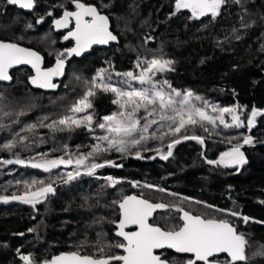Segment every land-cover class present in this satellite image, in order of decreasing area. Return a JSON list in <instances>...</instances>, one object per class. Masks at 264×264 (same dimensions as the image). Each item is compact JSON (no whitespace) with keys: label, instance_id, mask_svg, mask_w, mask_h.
Wrapping results in <instances>:
<instances>
[{"label":"trees","instance_id":"trees-1","mask_svg":"<svg viewBox=\"0 0 264 264\" xmlns=\"http://www.w3.org/2000/svg\"><path fill=\"white\" fill-rule=\"evenodd\" d=\"M86 2L96 5L109 16L110 28L118 37L117 43L94 49L80 60L69 58L65 75L57 82L59 87L55 90L30 88L26 80L27 70L12 71V81L0 83V94L9 101L37 105L22 118L24 122L62 112L83 94L82 80L90 79L97 69L108 67L109 61L115 71L126 72L133 70L137 56L150 59L161 54L175 62V70L161 77L169 80L174 88L191 90L219 107L241 106L245 120L253 107L264 110V51H261V45H264V0H245V20L255 21L248 29L240 28L242 13L232 3L225 5L215 20L211 16L192 20L187 10L170 15L174 0ZM58 4L69 8L71 0H37L31 14L17 12L0 0V40L37 51L44 66H50L56 54L66 48L49 25L50 20L62 12L60 7L53 8ZM103 4L110 7L104 8ZM50 10L53 17L45 16ZM41 16H45V20L37 25L34 20ZM28 24L33 27L27 28ZM233 29L238 30L235 35ZM236 35L240 38L236 39ZM146 36L153 37L148 44H144ZM77 76L82 80H77ZM112 99V94L103 92L94 98L98 118L116 110ZM18 127L0 131V144L11 139ZM215 131L218 134L195 129V134L205 138V144L184 141L175 146L168 160L158 157L121 159L119 154H108L109 159L123 166L119 169L105 167L98 171V175L120 180L115 187L101 188L105 184L103 179L83 176L70 184H58L55 194H50L35 209L19 202L0 205V264H17V249L31 254L38 261L46 259L50 253L76 251L78 248L81 253H96L101 234L104 243H114L117 239L113 235L114 226L108 223L117 218L112 201L134 190L153 202L171 203L176 199L154 189H133L132 182L162 187L166 192L176 193L177 197H188L190 201L212 205L214 209L239 213V217L229 216L205 208L203 204L180 201L182 207L193 214L211 213L214 218L228 219L245 240L246 264H264V115L257 116L256 126L250 133L247 128L224 130L222 126ZM40 134L46 142L29 151L17 149L22 158L38 153H48L49 158H56L64 154L65 144L70 152H76L78 148L86 152L88 145L95 143L94 136L102 133L100 130L89 133L78 129L72 133H57L55 139L49 137L47 130H40ZM241 134L253 137V143L241 149L248 161L244 166H238V169L214 167L201 158L203 153L207 159H217L221 152L231 147L227 138ZM142 155L150 157L155 153ZM9 158H12L9 152L0 151V159ZM68 170L71 169L59 168L48 174L19 165L0 167V194L10 195L18 191L17 181L47 180L49 175ZM162 212L164 210H158V213ZM242 217L250 219L245 222ZM163 225L167 223L164 221ZM30 228L35 231L29 232ZM225 259V256L220 257V264H225Z\"/></svg>","mask_w":264,"mask_h":264},{"label":"snow or ice","instance_id":"snow-or-ice-1","mask_svg":"<svg viewBox=\"0 0 264 264\" xmlns=\"http://www.w3.org/2000/svg\"><path fill=\"white\" fill-rule=\"evenodd\" d=\"M36 2L37 0H7V4L29 11L34 9ZM71 3L73 10H69L64 4L53 5V8L62 9L58 18L53 17L51 10L45 16L53 17L54 30L67 29L62 39L74 41V46L57 53L54 66L44 69L41 67L42 57L37 51L15 42L0 40V82L12 81L10 69L28 65L34 72V75H29L28 84L35 89L55 90L59 85L54 79L65 75V65L69 58L81 56L93 45H108L118 41L117 35L110 28L109 16L103 14L100 8L86 0H71ZM228 3L241 10L240 28H251L255 21L245 20V0H174V10L170 15L175 16L187 10L190 13L189 19L199 20L211 16L215 20ZM103 7L110 5L103 4ZM45 16L38 18L36 23H43ZM32 27V24L27 25L29 29ZM237 31L233 29V34ZM239 38L236 35V39ZM152 40V36H146L144 44ZM261 51H264V45H261ZM174 63L163 54L150 59L137 56L133 70L117 72L109 61L108 67L97 69L90 79L76 77L77 80H82L84 92L62 112L39 116L34 122H24L22 118L28 116L37 107L36 104L9 101L0 94V131L19 126L18 130L13 131L11 139L0 144V151H7L12 157L0 159V167L19 165L48 174L61 167L71 169L49 175L47 180L17 181L18 191L10 195L0 194V202L7 204L17 201L35 209L50 194H55L56 185L70 184L83 176L103 179L105 184L101 188H112L121 181L112 176L98 175V171L105 167L123 166L109 159L110 153L119 154L121 159L158 157L168 160L172 157L175 146L184 141H195L201 146L205 144V138L195 134L197 128L209 134H218L215 130L221 126L224 130L247 128L250 133L256 126L257 116L264 115V110L253 107L245 120L242 118L245 111L241 106L219 107L191 90L174 88L169 80L161 78L165 73L175 70ZM99 92L112 94L111 103L116 106V110L98 118L93 101ZM226 117H230V123ZM78 129H85L89 133H95L99 129L102 134L94 136L95 143L88 145V151L82 152L78 148L76 152H70L65 144L64 154L56 158H49L48 153L22 158L16 151H29L32 147L45 143L40 130H47L49 137L55 139L57 133H72ZM227 142L231 147L221 152L217 159H207L203 153L201 158L214 167L238 169V166L246 164L248 161L241 149L244 145H251L253 137L241 134L228 137ZM145 152H154L155 155L145 157L142 155ZM132 187L154 189L176 199L171 203H164L153 202L143 194L124 195L119 200L112 201L117 210V218L108 223L115 229L113 235L117 239L114 243H104L101 234V240L96 245L97 252L93 254H82L78 248L76 251L38 261L31 254H22L17 249L19 259L23 264H220L217 257L219 254H226L225 264H246L248 258L245 240L228 219L214 218L211 213L193 214L180 203L181 200L189 202L190 198L177 197L176 193L166 192L162 187L148 183L141 185L139 182H132ZM190 202L203 204L201 201ZM203 207L214 209V206L207 204H203ZM158 210L168 213L174 210L179 215L172 219H178L180 223L162 228L150 222ZM214 210L229 216H240L239 213L225 209ZM162 218L168 222L167 216ZM100 219L103 220V217ZM242 219L247 222L250 218ZM133 228L135 230H129ZM28 231L34 232L35 229L30 228ZM19 235L23 236L24 233ZM112 249L120 251L116 253ZM155 250L161 251L157 253ZM167 250L190 255L183 261L175 257L169 260L165 256Z\"/></svg>","mask_w":264,"mask_h":264},{"label":"flooded vegetation","instance_id":"flooded-vegetation-1","mask_svg":"<svg viewBox=\"0 0 264 264\" xmlns=\"http://www.w3.org/2000/svg\"><path fill=\"white\" fill-rule=\"evenodd\" d=\"M4 2H6L7 3V0H3ZM9 5V4H8ZM9 6H11L12 8H14V10L15 11H17V12H20V13H23V14H31V13H33V11H34V9H35V7H34V9L33 10H31L30 12H24L23 10H21V9H17L15 6H13V5H9ZM69 10H73V5H72V3H71V6L68 8ZM62 13V12H61ZM61 15V14H60ZM59 15V16H60ZM58 16V17H59ZM48 17V16H47ZM57 17V18H58ZM38 18H36L34 21H35V23H36V20H37ZM52 20H53V18L50 20V22H49V25L51 26V28H52V31L54 32V33H56L57 35H58V39H60V42H61V44H64L65 46H66V48H69V47H72V45H73V42L72 41H70V40H68V41H64L63 39H62V37H63V35L67 32V29H65V30H63V31H56V30H54L53 29V27H52ZM37 24V23H36ZM37 25H40V24H37ZM72 25H70V27H71ZM7 42H10V41H7ZM22 46V45H21ZM109 46V45H108ZM23 47H25V46H23ZM26 48H28V47H26ZM65 48V49H66ZM31 49V48H30ZM95 49H101V48H95ZM92 50H94V49H90V51L87 53V54H85V55H83V56H81L80 58H76V57H71V58H73V59H75V60H80V59H82L83 57H85L86 55H88ZM55 64V60L53 61V63L50 65V66H44V62H43V68H49V67H51V66H53ZM66 67H67V61H66V65H65V69H66ZM20 69V68H19ZM23 69H25V70H27L28 71V73H29V75H31V72L28 70V69H26V68H23ZM15 70H17V69H15ZM14 71V70H13ZM12 72V71H11ZM10 72V73H11ZM29 75L27 76V81H28V77H29ZM60 79H61V77H60ZM60 79H58V80H54V82L55 83H57L58 81H60ZM27 85L30 87V88H33L30 84H28L27 83ZM33 89H35V88H33ZM117 169H119V168H117ZM134 189V188H133ZM128 195H140V194H138V193H136V194H134V193H129ZM174 214H176V216L178 217V215H179V213H173V214H171V213H168L167 211H165V212H162V213H156L155 215H154V219L152 220V221H150V222H152V223H155V224H158L159 226H161L162 228L163 227H171L172 225H174V224H178V223H180V221L178 220V219H176V220H173L172 219V217L173 216H175ZM165 216H167L168 217V222H170V224L168 223L167 225H163L164 224V221H165V219H163L162 217H165ZM166 222V221H165ZM129 230H134V228L133 229H129ZM115 231V230H114ZM115 250V251H114ZM113 250V252H116V253H119V249H114ZM161 250H159V251H156L157 253H159ZM67 252H70V251H59V252H57V253H50V255L46 258V259H51V257H53V256H56V255H59V254H61V253H67ZM22 254H24V253H22ZM82 254H87V253H82ZM165 256L169 259V260H171L173 257H175L177 260H180V261H183V260H186L187 258H188V256L189 255H183V254H176V253H174V252H171V251H166L165 252ZM223 255H220V256H218L217 258L218 259H220V257H222ZM16 260H17V264H23V262L19 259V255L17 254L16 255Z\"/></svg>","mask_w":264,"mask_h":264},{"label":"water","instance_id":"water-1","mask_svg":"<svg viewBox=\"0 0 264 264\" xmlns=\"http://www.w3.org/2000/svg\"><path fill=\"white\" fill-rule=\"evenodd\" d=\"M14 6V5H13ZM17 9H21V8H19L18 6H15ZM21 10H23L24 12H30L29 10H25V9H21ZM63 30H65V29H62V30H59V31H63ZM57 31V30H56ZM58 31V32H59ZM70 41H72V40H70ZM73 42V45H72V47L74 46V41H72ZM117 42H110L108 45H115ZM108 45H93L92 46V48L91 49H95V48H105V47H107ZM21 46V45H20ZM23 47V46H22ZM90 50H88L87 52H85V53H83L81 56H83V55H85V54H87L88 52H89ZM81 56H79V57H76V58H80ZM42 57V56H41ZM54 66V65H53ZM41 67L43 68V58H42V63H41ZM52 67V66H51ZM19 68H26V69H28L30 72H31V75H34V72L32 71V69H31V67L30 66H28V65H21V66H17V67H15V68H13V69H10V72L11 71H13V70H15V69H19ZM50 68V67H49ZM44 69H47V68H44ZM58 79H60V77H58V78H55L54 80H58ZM1 84H9L10 82H0ZM245 165V164H244ZM243 165V166H244ZM118 168H120V167H118ZM57 186V185H56ZM14 202H17V201H10L9 203H14ZM9 203H7V204H9ZM0 205H5L4 203H2V202H0ZM135 230V229H134ZM155 251H159V250H155ZM168 251H171V252H174L173 250H168ZM183 255H190V254H183ZM220 255H223V256H225L226 257V254H219V256Z\"/></svg>","mask_w":264,"mask_h":264},{"label":"rangeland","instance_id":"rangeland-1","mask_svg":"<svg viewBox=\"0 0 264 264\" xmlns=\"http://www.w3.org/2000/svg\"><path fill=\"white\" fill-rule=\"evenodd\" d=\"M226 120L230 123L231 122V120H230V117H226ZM97 130H99V129H97ZM61 168H63V167H61ZM132 193H134V194H136L137 192H135V190L132 192ZM165 212V211H164ZM170 224V222H167V224Z\"/></svg>","mask_w":264,"mask_h":264}]
</instances>
